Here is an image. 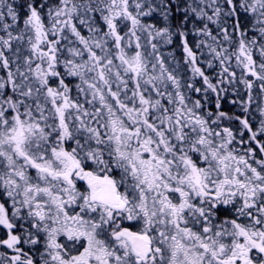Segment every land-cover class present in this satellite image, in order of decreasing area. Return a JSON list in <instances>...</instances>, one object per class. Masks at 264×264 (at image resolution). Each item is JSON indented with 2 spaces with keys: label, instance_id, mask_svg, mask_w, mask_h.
Instances as JSON below:
<instances>
[{
  "label": "snow or ice",
  "instance_id": "6c2138e0",
  "mask_svg": "<svg viewBox=\"0 0 264 264\" xmlns=\"http://www.w3.org/2000/svg\"><path fill=\"white\" fill-rule=\"evenodd\" d=\"M0 264H264V0H0Z\"/></svg>",
  "mask_w": 264,
  "mask_h": 264
},
{
  "label": "flooded vegetation",
  "instance_id": "af4514ba",
  "mask_svg": "<svg viewBox=\"0 0 264 264\" xmlns=\"http://www.w3.org/2000/svg\"><path fill=\"white\" fill-rule=\"evenodd\" d=\"M232 108V105L230 104V103H228V102H225L224 103V109L227 111V110H229V109H231Z\"/></svg>",
  "mask_w": 264,
  "mask_h": 264
}]
</instances>
